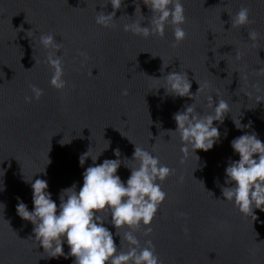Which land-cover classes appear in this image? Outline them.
I'll use <instances>...</instances> for the list:
<instances>
[{
    "label": "water",
    "instance_id": "water-1",
    "mask_svg": "<svg viewBox=\"0 0 264 264\" xmlns=\"http://www.w3.org/2000/svg\"><path fill=\"white\" fill-rule=\"evenodd\" d=\"M106 2L0 0V264H73L74 257L40 258L45 253L31 238L33 225L16 213L17 197L32 210L25 180L36 173L33 180L45 179L59 205L61 190L73 183L78 190L82 172L93 163L88 157L80 166L79 156L89 147L90 154H98L108 141L96 163L116 159L112 150L119 148L122 181L130 175L124 163L135 166L125 160L132 158L134 144L151 152L155 143L153 155L175 170L162 182L167 197L151 234L135 230L141 246L152 240L163 264H264V212L254 209L255 218L219 200L228 160L239 158L230 141L255 131L264 142V101L256 103V96H264V0H182L187 36L176 47L170 26L163 38L123 31L125 23L142 19L139 10L135 14L137 5L146 18L141 26L148 25L151 11L142 0H122L112 25H97L96 12L112 11L110 3L102 7ZM241 6L250 9L253 23L232 27L230 15ZM252 30L258 33L255 41L248 38ZM49 32L62 45L57 55L68 82L63 91L49 85L52 70L38 43L39 35ZM172 71L187 73L193 94L199 84L207 87L194 99L155 89L162 80L154 78ZM30 85L43 95L26 103ZM217 91L230 105L223 123L213 122L219 141L208 151L196 150L199 160L189 155L181 162L180 138L167 132L176 128L173 113L194 103L206 114L211 111L206 97L212 94L215 101ZM233 119L251 126L238 130ZM127 230L118 231L123 236ZM113 239L119 247L120 237ZM126 249L122 240L121 250Z\"/></svg>",
    "mask_w": 264,
    "mask_h": 264
},
{
    "label": "clouds",
    "instance_id": "clouds-1",
    "mask_svg": "<svg viewBox=\"0 0 264 264\" xmlns=\"http://www.w3.org/2000/svg\"><path fill=\"white\" fill-rule=\"evenodd\" d=\"M142 2L151 11L148 25L141 26V22L146 18L137 5L135 14L139 10L142 19L125 23L123 31L145 38L149 36L163 38L165 27L170 26L173 47L186 38L187 33L183 25L187 17L182 0H142ZM107 3L111 4L112 11L107 14L104 11L96 12L95 16V23L104 28L112 25L122 0H107L106 3H102V7ZM250 14L248 7L241 6L234 15H230L231 26L240 27L253 23ZM28 36L33 38L31 35ZM257 37L258 33L255 30L248 32L249 39L255 41ZM38 43L46 50L43 62L47 63L52 70L49 85L63 91L68 82L64 79L62 55H57V51L61 50V43H58L50 32L40 34ZM79 55L86 58L84 52H80ZM36 63L38 61L35 60ZM154 79L162 80L155 89L163 87L166 95L178 97L194 99L207 87L206 84H199L197 91L193 94L190 91L191 82L184 71H172L162 78ZM29 87L32 95L25 96V102L39 100L43 95V89L36 85ZM121 95H128V90H122ZM215 95V101L212 94L206 97L207 107L211 109L206 114L198 112L194 103L173 113L172 118L176 128L167 132L178 134L180 138L181 162L189 155H194L199 160L196 150L208 151L219 141L220 132L213 122L223 123L225 114L230 112V105L220 98L219 91ZM261 101H264V96H256V103ZM232 122L238 130L251 126V122L242 124L240 119H233ZM61 141L62 145L67 143ZM109 146L108 141L107 147L96 155L90 154L89 147L79 156L80 166L84 165L88 157L93 163L82 172L83 182L78 190L75 183L61 190L59 205L47 190L48 183L45 179L33 180L35 173L30 180H25L30 182L33 207L30 211L28 206L17 197L16 213L33 225L31 238L36 246L42 247V253H45L40 258L74 257L73 264H163L156 254L152 240H145L144 246H141L135 230L143 228L144 236L151 234L152 221L167 197V193L162 189V182L174 174L175 170L161 163L157 155H153L155 143L151 152L134 144L132 158L125 160L135 162V166L124 163V166L130 169V175L122 181L117 175V170L121 166L119 148L112 150L116 159H104L101 163H96L102 152ZM230 147L239 158L228 160L224 169L226 186H221L223 199L219 200L232 203L241 214L250 213L257 218L254 209L264 212V142L258 138L255 131L243 132L230 141ZM48 160L49 164L50 159ZM41 172H45V168ZM182 179L183 177H180L181 181ZM215 182L219 185L218 180ZM3 190V185L0 184V191ZM106 223L111 224L116 232L110 231L105 226ZM121 228L128 229L124 231L123 236L118 231ZM183 231L187 234V227ZM114 235L120 237L119 247L114 242ZM122 240L127 242L126 250H121ZM64 244L68 246L67 253L64 251Z\"/></svg>",
    "mask_w": 264,
    "mask_h": 264
}]
</instances>
